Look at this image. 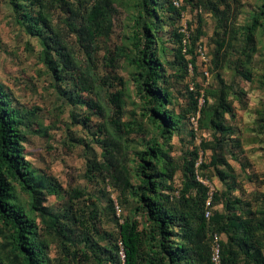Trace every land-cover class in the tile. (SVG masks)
Returning <instances> with one entry per match:
<instances>
[{
	"label": "rangeland",
	"instance_id": "rangeland-1",
	"mask_svg": "<svg viewBox=\"0 0 264 264\" xmlns=\"http://www.w3.org/2000/svg\"><path fill=\"white\" fill-rule=\"evenodd\" d=\"M140 1L114 0L110 33L98 37L97 46L91 50L93 47L73 29L72 24L81 26L84 13L93 5L102 6L98 0H66L65 5L60 0H45L44 11L51 29L46 30L43 38L28 32V26L19 16L23 10L14 5V0H0V85L10 95L12 105L35 116L24 153L36 176L46 183L54 181L63 191L58 196H48L44 206L54 214L70 210L79 213L80 209L89 224L87 236L100 247H107L109 238L117 237L120 219L112 211V205L121 208V216L128 214L129 205L101 177L93 179L87 176L92 152L102 160L103 146L98 142L102 135L97 128L104 119L91 111L86 102L92 100L103 108L107 121L114 116L110 96L123 90L120 121L125 127L132 124L135 131L131 135L119 133L117 138L124 145L133 184L138 183L136 165L140 153L152 139L163 141L158 128L144 116L146 104L137 92L138 72L132 60L137 53L134 38ZM170 1L159 2V11L164 18L157 35L159 59L170 83L171 102L167 109L180 120L177 133L165 144V150L178 167L174 187L181 189L184 166L190 160V154L205 139L217 148L220 159L227 161L233 169L232 177L225 182L218 179L214 168L205 172L219 194L226 193L232 200L239 199L249 205L247 209L259 214L264 211V38L260 32L256 33L255 50L252 52L245 50L244 41L247 30L260 14L264 0L231 2L230 10L218 0H180L185 11L181 21L175 24L166 18L165 7ZM210 4L216 8L212 9ZM72 12L78 14L72 15ZM178 28H182L187 37L196 35L198 29L203 33L199 40L202 48L198 49L197 71L189 75L182 74L175 61V50L178 49L175 33ZM225 28L229 31L228 44L220 55L221 68L216 71L213 64L217 54L216 40L222 37ZM55 37L64 42L75 64L86 74L92 85V95L81 91L72 97L69 94L72 87L56 81L44 65L43 40L50 42ZM248 52L252 53L250 58H247ZM112 55L115 58L113 63L110 61ZM207 71L208 77L204 74ZM242 71L249 80L238 73ZM222 83L232 87L228 96L232 112L225 116V132L223 135L212 130L196 133L188 114L190 93L199 87L208 91L220 90ZM214 102L215 98L209 96V103ZM108 127L113 133V128ZM120 135L122 138L118 137ZM221 138L225 139L224 147L218 143ZM212 154L211 149L199 152L200 159L207 163L211 162ZM218 167L226 171L224 165ZM71 189H83L86 196L71 202L66 194ZM28 199L23 196L22 202L28 204ZM133 203L135 201L131 205ZM92 211H98L97 223ZM37 224L51 261L68 264V252L59 241L42 230L44 224L39 217ZM74 229L78 236L70 235V238L80 247H86L84 230L79 225ZM222 239L226 241V236L222 235ZM3 241L0 237V244ZM71 263L92 264L83 258Z\"/></svg>",
	"mask_w": 264,
	"mask_h": 264
},
{
	"label": "trees",
	"instance_id": "trees-1",
	"mask_svg": "<svg viewBox=\"0 0 264 264\" xmlns=\"http://www.w3.org/2000/svg\"><path fill=\"white\" fill-rule=\"evenodd\" d=\"M14 1V5L23 10L19 16L28 26V32L43 38L46 30L51 29L44 11L45 0ZM113 1L98 0L102 6L93 5L84 13L81 26L72 24L73 29L93 47L91 50L97 46L98 37L110 33ZM218 1L230 10V3L238 0ZM60 2L67 4L66 0ZM159 2L160 0H141L136 20L134 39L137 53L132 61L138 72L137 92L146 104L144 116L158 128L163 139H152L140 153L136 165L137 184L131 181L132 169L126 162L124 145L117 138L119 133L131 135L135 131L132 124L125 127L120 121L123 90L110 96L114 116L107 121L103 108L92 100L86 102L91 111L104 119L97 128L102 135V139L98 141L103 146L102 160L92 152L87 176L93 179L101 177L129 205L128 214L122 216L123 222L117 223V237L109 238L107 247L98 246V243L87 236L90 233L89 224L80 209L79 213L70 210L54 214L44 206L48 196H58L63 191L54 181L46 183L43 178L36 176V171L24 153V145L28 142L35 116L12 105L10 95L0 85V237L4 240L0 244V264H54L47 254L46 241L40 238L38 217L44 224L42 230L59 241L68 252V264H75L71 261L79 258L92 264H211L210 247L215 234L226 236V241L222 239L221 248L223 264H264V211L253 213L247 209L249 205L241 200H232L228 194H219L217 191L213 201V216L209 220L205 218L208 190L195 179L196 172L209 179L205 172L214 168L218 179L225 182L232 177L233 170L227 161L220 159L217 148L212 147L211 142L202 139L200 146L190 154L191 158L184 166L181 189L176 190L174 187L178 167L165 150V144L177 133L180 120L167 109L171 102L168 92L170 83L158 53L157 31L164 18L159 11ZM215 6L210 4L212 9ZM37 8L38 12L35 11ZM165 9L166 18L174 24L181 21L185 11L181 4L176 7L173 0ZM75 14L78 13L72 12V15ZM258 32L264 38V3L260 14L247 30L245 50H255L254 38ZM175 34L178 45L175 50L176 64L182 74L189 75L192 73L190 66L194 72L197 71L198 49L202 48L199 40L203 33L198 29L196 35L187 37L182 28H178ZM228 35L229 31L225 28L222 37L216 40L217 54L213 61L216 71L221 68L220 55L227 47ZM251 52H248L247 58H250ZM90 57L93 63L92 56ZM110 61H115L113 55ZM43 62L56 81L72 87L69 91L72 97L81 91L92 95L91 82L75 64L61 39L55 37L50 42L43 40ZM206 73L208 71L204 73L205 76ZM238 73L249 80L243 71ZM231 88L222 83L220 90L208 91L199 87L190 93L189 120L191 115L201 111L198 132L212 130L223 135L226 130L223 124L225 116L232 112L228 101ZM202 95L205 104L199 109V98ZM209 96L215 98L213 104L209 103ZM108 125L113 128V133L109 131ZM118 137L122 138L121 135ZM224 141L221 138L218 143L224 147ZM209 149L213 152L211 162L202 160L197 166L200 161L199 152ZM220 164L224 165L226 171L219 169ZM66 194L71 202L80 201L86 196L83 189H71ZM23 196L29 198L28 204L22 202ZM133 201L135 203L131 205ZM219 205L223 206L222 212L216 209ZM112 211L116 214L114 204ZM93 212V219L97 223L98 211ZM76 225L84 230L82 233L86 247H80L70 238V235L78 236L74 229ZM119 243H122L125 253L124 262L120 257Z\"/></svg>",
	"mask_w": 264,
	"mask_h": 264
},
{
	"label": "built area",
	"instance_id": "built-area-1",
	"mask_svg": "<svg viewBox=\"0 0 264 264\" xmlns=\"http://www.w3.org/2000/svg\"><path fill=\"white\" fill-rule=\"evenodd\" d=\"M173 2H174V5L176 7L180 6V0H173ZM190 72H193V68L191 66H190ZM206 76L208 77L209 74L206 73ZM204 104H205V99H204V96L202 95V97L199 98V109H201L204 106ZM200 117H201V111L200 110L197 113L190 116V123H191L192 128L194 129V131L196 133L199 130ZM201 161H202V159H200L197 166H199ZM195 179L200 184L205 186L208 190L207 199H206V203H205V218L209 220L213 216V211L215 209L213 201H214V196L217 192V189L214 186L212 181H210L209 179H206L205 177L199 175L198 172H196V178ZM115 209H116V214L119 217L120 222L122 223L123 222L121 219L122 210L118 205H116ZM121 245H122V243H119L120 247H121ZM210 248H211V264H223L222 263V249H221L222 248V236L221 235L215 234L213 236L212 247H210ZM120 257H121V260L124 262L125 261V253H124V250L122 247H121V251H120Z\"/></svg>",
	"mask_w": 264,
	"mask_h": 264
},
{
	"label": "crops",
	"instance_id": "crops-1",
	"mask_svg": "<svg viewBox=\"0 0 264 264\" xmlns=\"http://www.w3.org/2000/svg\"><path fill=\"white\" fill-rule=\"evenodd\" d=\"M217 211H220V212H222L223 211V206L222 205H219V206H217Z\"/></svg>",
	"mask_w": 264,
	"mask_h": 264
}]
</instances>
